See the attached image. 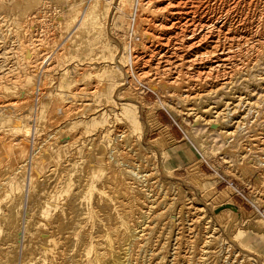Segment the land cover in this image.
Returning a JSON list of instances; mask_svg holds the SVG:
<instances>
[{"label":"rangeland","instance_id":"rangeland-1","mask_svg":"<svg viewBox=\"0 0 264 264\" xmlns=\"http://www.w3.org/2000/svg\"><path fill=\"white\" fill-rule=\"evenodd\" d=\"M9 1H11V2H9ZM78 1H80V2H78ZM121 1L122 2L124 1L123 2L124 4L123 3L121 4ZM142 1L143 0H109V1L108 0H75V1L74 0H31V1H29V0H15V1L14 0H3V1L0 0V15L4 16V18H6L7 14H9L8 18H6V20L8 22V26L5 25V27H2V29H0L2 31V32L0 31V34L1 33L4 34V35H2V34L0 35V39L3 40L0 43H4L6 45L5 46L4 44H0V52L2 51L0 53L2 55L0 57V59L2 58L0 60L1 61L0 66H2V68L0 67V70L3 69L4 72L6 73V74L3 73V70H1L2 72L0 71V75L2 76L1 78H3L2 80H4L5 75L6 76L8 75L7 76L8 78H6L5 80H8L9 82L11 81L10 83H12V84H10V85L12 87H14L15 90L16 89L19 90V88L20 89L25 88L24 90H26V93H28L30 95V97H29L28 94H25V98H26V96H27V98H29V102L26 100L27 101L26 106L28 105L27 108L25 106L26 101L21 102V100L23 99L22 97L21 98H12L13 96L10 93L9 97L7 96V97L0 98V104L6 103V102L9 103L12 101L17 103V105L15 103L16 106L14 108H11L10 111L5 109V107L0 108V137H2V139L5 138L4 141L8 140L11 143V145H10V143L8 141H6L7 143L5 142V145H3L4 142L0 138V222H2L1 216L5 215V212H6L5 208L7 205H5V204L13 202L21 194L22 195L21 208L16 210V213L18 215L19 214L21 215V213L23 212V207H26L29 205L28 207L32 211L31 219L33 218L32 224L30 227L31 236L34 237L36 234L39 236L41 231H45V234H50L47 238V243H51L50 245H53V239L56 236L55 235L56 231L54 230V227H53L54 223H55L54 226H57V219L56 220L54 219L55 211L58 210V208L60 209L59 206L64 204V201L67 199V197L69 196L71 191H73L76 187H78V185L80 184L79 183L80 180H82V181L84 180L83 187H82V193L83 194H81V200H82L81 208L85 212V216H86L85 218H87V217L88 218L89 217L90 218H99L100 214H101L100 211H102L103 209L101 210L99 205H97V203L94 202L96 199L95 197H97V195H101L102 192L103 193L107 192L108 194L110 193L109 195L106 193L107 197L112 194V192H111L112 189H107L106 188L107 186L105 187V185H107V184H104L105 180L107 178L109 168L106 165V162L103 158L104 157L103 151L105 150V147L107 144H110L111 142L114 144L113 134L115 133L114 132L116 129L115 126L119 125L122 127L124 125L123 128H125V130H128L130 133V136H131L130 140H132L131 138H133V140L130 141L129 143H132V145H134V144L138 145V143H140L139 145H141V146H143V148H145L144 149L145 152L150 153V154L149 153L148 154H149V157L151 156L150 158H152L151 161L153 163L155 162V166L152 165V166H149V168L153 167L151 169V170H153L156 167L155 170H153L154 174L157 173L156 175L158 178H160L162 180L165 179L164 180L166 182L165 185L168 187L164 186L163 189L156 187L158 192L161 191L160 195L164 194L166 196V198L171 197V195H172L171 190H173L172 192H174L175 188H178L179 190L181 189L180 191L183 190V192L186 191V194H187L186 198H184L185 196L184 197L181 196L184 199L182 200V198H181L177 202V205H175L174 208L172 207V209L170 210L171 213H173V214L172 215H171V213L168 214V212H170V211H167L166 215H165L166 217L168 215L171 216V218L169 216L167 218L165 217V219H167V220L169 219V221L171 222V227H172V231H171V235H170V243H172L173 241H176V238H175L177 236L176 232H178L177 227L182 228V229H178V230H180V232L182 234H184L183 233L184 231L186 234V235L184 234L185 237L181 235L182 236L181 247H182V250H184L182 252H183V254L186 253L187 256L189 255L188 253H189V251H191L189 246L191 245L190 242H192L191 241L192 238L188 237V236L192 235V231H191L192 226H193L191 223L192 222V220H191L192 216H189L188 213H186V212H185L186 213L185 214L183 211L181 214H178V213H179L180 207L183 206L188 201V200H186L187 197L189 200L194 198L193 199L194 201L199 202L198 206L203 207L202 211L205 212V214L211 218V221L215 225L214 227L217 228L216 230H218L217 234L219 236L216 234V236H218L217 238L219 239L218 244H220L219 245L220 247H222V246L225 247V251L231 252V253L226 252L227 254L232 255L230 258L234 259L233 256H235V258L238 256V258L242 257V258H246V259H256L259 264H264V201H263L264 200L263 199L264 198V188H263L264 187L263 186L264 185V179H263L264 175L262 172L263 170H260L261 167H259L261 165H262V167H264L263 166L264 161L260 162L261 164L260 163L255 164V161L254 162L252 161L254 159L250 158L253 156V155H251L247 159V160H249V159L250 160L245 161V162L242 160L244 162L243 163L237 155L238 152H241L243 150L242 147H244V145L246 144L245 141H247L248 139H251L253 137V135L260 133L263 129L262 126L264 124V122H263V120H264V116H263L264 115V102H263L264 101V95H263L264 94V81L262 82L261 79L264 78L263 77L264 76V74H263L264 73V61L262 60V59H264L263 58L264 57V51L262 53H259L260 56L257 55L258 60L256 59V61H258V63H255V62H254V64L252 63L251 64L252 67L250 66L251 68H249L246 72H244V74H243V72L241 73L242 75L240 74L241 76L246 75L245 77H246L247 81L242 80V78H240L241 76H239V77L237 76L235 78L236 80L233 84V85H235V87L238 86L237 88L241 87L240 89L244 92H248V91L254 92V94H253L254 96H252V97H254L253 98L254 100L259 97V99H256V100H258L260 102V105H261L260 109L261 110H260V112L258 111L259 113L255 112L256 110L254 112L252 110L253 113L251 112V110H246V112L243 113V115H247L246 117L244 116V118L246 119V120L245 119L244 120L246 122H243L242 126H240V129H238V132L235 135V137L236 136L237 137L236 138L233 137L234 140L232 142L227 143V141L225 142V138L222 135H220L218 133V131H216L215 129L210 130L209 125H207L204 121L199 120V119L196 120V118L192 117L191 115L188 116L187 114L183 113V110L185 112V109H184L185 103L181 100L182 97L176 95L177 93H179V86L180 85L177 87H174L173 88L174 91H173L172 88L170 87L171 85L169 84L167 77H164V78L159 79V80L151 79V77H149V75H146L147 77L143 76L142 79L134 78V72L133 71L135 70L136 65L133 64V61H132L133 60L132 59L133 54L132 53H135L136 50L138 51L140 48H142V44H143V42L145 40V36H146L145 32L142 30L143 25L137 26V30L134 27L136 13L138 12V16H139L138 20L143 13L141 10V6L139 5L140 2L142 3ZM145 1H147V0H145ZM16 3H18V4H16ZM71 3H72V6L75 3L73 7L70 6ZM60 4L62 5V7L60 6ZM92 4H96L97 10L100 12V17H99L98 23L95 25L94 28L91 27L90 25H85V27L83 28L82 31H80L79 33H76L75 31H76L77 27H79L80 24L82 23L81 12L86 11L89 8V6ZM120 5H121V7H120ZM68 7H69V9H68ZM122 7H124V8H122ZM121 8H122V10H121ZM66 13H67V15H66ZM75 13H77L78 15L76 14L77 18L73 22L72 16L75 15ZM117 13H119V14H117ZM16 15L18 18L16 17ZM2 16H0V18H2ZM31 18H32V20H31ZM35 20H37V22ZM24 23L26 25H24ZM29 23L31 24L32 27L28 26V25H30ZM6 26L7 27L10 26L11 28H8L9 29L8 30L6 28ZM81 26H82V24H81ZM26 28H27V30H26ZM5 29L7 30L8 33L5 32ZM10 30L12 32H9ZM27 32H28V34H27ZM29 32H30V34H29ZM34 32H37V33H34ZM141 32H144V33H141ZM5 33H6V35L8 34V36H5ZM9 33H10V35L11 34L12 35L10 36ZM35 34H36V36H35ZM8 37H10L12 39V42H15V41H17V39L18 40L20 39L21 44L25 43V46H24V44L20 45V43L18 45L17 42H19V41L15 42L16 44L12 43L10 41L11 39H8ZM26 37H28V40H26L27 39ZM29 37L32 39L30 40ZM35 37H37V38H35ZM138 37H140V39H138ZM15 38H16V40H15ZM43 38H44V40H43ZM143 38H144V40H143ZM29 41H30V46L33 43L32 41H34V43L32 44L33 46L30 47L29 45L26 44V43L29 44ZM36 41H38V43H36ZM40 41H41V43H40ZM34 44L36 46H34ZM39 44L41 45V47ZM2 45L6 48H4ZM61 45H62V48H61ZM133 45H134V47H133ZM12 46L14 47V50H13ZM19 46H21V47L23 46L22 47L23 49H20ZM28 46L30 48L36 47V50H37L36 54L38 52H39V54H37V55L35 54V57H39V59L41 61H39L38 58H35L34 59L35 61L32 59V64H31V60H29L28 63L26 64L27 60L25 57L29 55V52H27L28 54L27 53L23 54L24 51L22 52V50H24V47H28ZM10 47L12 49H10ZM16 48L21 50V51L20 52H19V50L17 51ZM133 48H135V49H133ZM7 49H9V50H7ZM15 49L19 53L22 52V54L25 55V57L19 53H16ZM40 49H42V50H40ZM44 49H46V51ZM57 49H59V50H57ZM132 50H134V51H132ZM41 51H43V53ZM6 52H8L9 55L6 56V54H8ZM10 53H12V54H10ZM51 53H52V57H53L52 63L50 61L46 65V63H43V59L47 54L51 55ZM15 54H17V55H15ZM53 55L55 56V58ZM6 57L10 58V59H7ZM18 57L19 58L22 57V58L19 59ZM12 58H14L15 60H13ZM24 58H25V60H24ZM56 59H58L57 63H56ZM90 59H93V60H90ZM3 61L5 64L3 63ZM17 61L20 65L17 63ZM37 61H38V63H37ZM83 61H86V63L83 64ZM87 61H88V63H87ZM90 61H91V64H90ZM92 61H93V63H92ZM97 61H98V63H97ZM34 63L36 64V66H34L35 65ZM7 64H9V65H7ZM29 64H30V66H29ZM38 64L41 66H39ZM26 65H28V66H26ZM42 65H43V67H42ZM48 65H50V66H48ZM8 66H9V68L13 67L12 68L13 70H11V69L9 70ZM14 66H16V67H14ZM37 66L39 68L38 69L39 71L36 69ZM86 66H88V67L90 66V67L88 68ZM27 67H29L30 71L28 70ZM31 67H33V69H31ZM49 67H51V68H49ZM78 67L80 69H78ZM23 68H24V70H23ZM48 68H49V70H48ZM54 68H56V69L54 70ZM26 69H27V71L25 72ZM255 69H256V71H255ZM35 70H37V71L35 72ZM33 71H34V74H32ZM8 72H10V74ZM22 73H24V74L26 73V74L24 75ZM29 73H30V75H29ZM56 73H58V74H56ZM82 73H83V75H82ZM256 73H258L257 77L255 76ZM15 74L19 77H17ZM37 74H38V76H37ZM78 78L80 80H78ZM258 78L260 79V81ZM19 79H21V80H19ZM249 79H251V80H249ZM152 80H154L153 82L155 84L152 82ZM254 80H256V81H254ZM262 80H264V79H262ZM16 81L17 82L20 81V84H19V82H18V84H15ZM28 81H30V82L28 83ZM147 81H151V83H148ZM33 82H35V83L33 84ZM161 82L165 83V85L162 84ZM167 82H168V84H167ZM90 83H92V85ZM156 83H157V85H156ZM151 84H154V85H151ZM158 84H160V85H158ZM45 85H46V87H45ZM59 85H60V87H59ZM80 85H82V86H80ZM162 86L163 87L166 86L165 89ZM226 87L229 88L227 85L223 86V89H220V91H223V93L219 91V93H215L216 96L214 95V97H213V94H212V97H211V95L204 96L203 98H206L205 99L206 101H204V99H203V103L205 104L207 102L209 103V102H213L216 100L217 101L221 100L223 98V94L225 93V91L227 90L226 92H228L230 90V88L227 89ZM84 88H85V90H84ZM90 88H91V90H93L95 88V94L93 96L95 101L93 102V107L96 106L97 109H100L103 107V109L105 111L102 112V110H103L102 109L101 111H99L101 114L99 112H98L99 114L94 113V111L97 110L95 108L96 110L95 109L92 111L90 110L94 114L93 113L88 114V112H89L88 111L87 115L85 117H82L81 113H83V112L78 113L77 111L79 110L78 108H81L83 106L85 101L90 99V98H88L90 96H87L84 94V92L87 93V90H89ZM169 89H171L170 90L171 93L174 92L176 96L174 95V93L172 95H171V93L169 94V92H170ZM75 90L77 92H75ZM32 92H34V93L32 94ZM72 93L74 95H72ZM259 93H260V95H259ZM41 94H43V95H41ZM39 95H40V97H39ZM163 95H165V96L168 95V96L165 97ZM170 95H171V97H170ZM54 96H55V98H54ZM217 96L219 99L217 98ZM220 96H221V99H220ZM37 97H39V99H38L39 112L33 116L31 114L29 116V109L28 108L31 107V104L34 105L36 103L37 100H35V99ZM32 98H33V103L30 102V100L32 101ZM162 98H163V101H162ZM173 98H175L176 100ZM209 98L210 99L212 98V99L209 100ZM215 98H216V100H215ZM70 100H72V101L74 100L73 101L74 103L71 102ZM167 100H170V101H167ZM65 101H70V103H68V102L65 103ZM75 101H77V102H75ZM166 101L169 103H167ZM97 102H98V104H97ZM107 102L110 103L109 104L110 107L107 106L108 105ZM199 102L201 103V105L203 104L202 101H199ZM199 102H197L198 105H200ZM52 103L55 104V107H54V104L52 105ZM81 103H83V104H81ZM69 104H71V105H69ZM72 104H73V106H72ZM165 104H168V105H165ZM29 105H30V107H29ZM51 105L54 108V110L56 109V111L53 110ZM58 105L60 107H62V109H60V107ZM180 105L182 107H180ZM111 106H114V107H111ZM174 106H175V109H174ZM176 107H178V108H176ZM24 108L26 109V111L22 110ZM3 109H4V111H6L5 113H4ZM64 109H65V112H64ZM66 109H67V111H66ZM69 109H70V111H69ZM169 109H171V111ZM176 109H178V110H176ZM180 109H181V111H180ZM12 110H13V112H12ZM109 110H110V112H109ZM22 111H23V113H22ZM49 111H51V112H49ZM247 111H248V113H247ZM53 112H55V113H53ZM12 113H13V115H11ZM16 113H17V115H16ZM25 113H28V114H26V116L28 115L30 118L28 116H27L28 118H26ZM63 113H65L66 115L62 116ZM23 114H24V116H23ZM70 114L72 116L74 115L73 119H72V116ZM53 115H54V118H53ZM89 115H91V116H89ZM252 115H255V116L257 115V119L255 120L256 117L252 118ZM49 116H52V117H49ZM115 116L117 118L114 121L113 118H115ZM90 117H92V118H90ZM100 117H101V119H100ZM65 118H66V122L64 120ZM262 118H263V120H262ZM24 119H26V120H24ZM91 119H93V120H91ZM14 120L18 121V123H19L18 126H14ZM54 120H57V121H54ZM76 120H77V122H76ZM84 120L85 121L87 120L86 123ZM90 120H91V122H90ZM88 121H89V123H88ZM117 121H119V122H117ZM198 121L199 122L202 121L204 124L202 122H200L201 123L200 124ZM54 122H56V123H54ZM78 122H80V123H78ZM83 122H84V124H83ZM63 123H65V124L67 123V125L64 127H60L62 125H65ZM260 123H263V124H260ZM74 124H75V126H74ZM76 124H78V125H76ZM85 124L87 125V127L83 126ZM96 124H97V127H95ZM258 124H260L262 126H260ZM98 126L100 129L98 128ZM243 126H245V127H243ZM248 126H250L251 128L249 129ZM257 126H259L260 129L261 128L262 129L260 130L259 127H257ZM66 127H68V128H66ZM83 127L86 128V131H85V129H82ZM130 127H131V129H130ZM52 128H53V132H56L57 128H61L63 131L64 139L71 138V136L74 139H72L71 142L68 143V145L66 144L67 143L66 142L64 144L62 143L63 146H60V144L58 143L59 142L58 140H62V141L64 140L61 137L62 131L60 133L59 132L61 130L60 129L55 134H53L52 136H49L50 133H53ZM64 128H66L69 133ZM97 128H98V130H97ZM91 129H93L94 131ZM254 130H256V133ZM99 131L103 132V134L105 131L107 133H105V135H102L103 137L104 136L105 137L100 138L97 141L96 146L95 147L93 146L92 150H90V148H87V147L91 146L90 145L92 143L91 138H93V136H96L97 133H99ZM111 133H113V134H111ZM44 134L46 135V137ZM91 134H92V137H91ZM107 135H109V137ZM135 135H138V136L140 135L139 136L140 139L138 140L137 139L138 136H135ZM42 136L44 137V139ZM50 137L52 139H50ZM54 137H55V140H53ZM78 137H79V140H78ZM9 138H11V139H9ZM40 138H42L43 141L45 140L46 146L48 145L47 143L49 142V148L51 149V150L48 149L50 152H49L48 156L45 157L44 160H41V161L39 160L40 163L41 162L42 163L40 164L39 161H37L33 164H28V166H25L20 171H15L14 169H12L13 171L9 170L6 173L5 168L9 164L17 165V164H19L18 162H20L24 158H26V156H28V154L31 151L33 152L32 147L36 146L39 143V141L40 142L42 141V139L39 140ZM47 139H49V140L47 141ZM21 140L26 141V143L29 142V146L26 145L27 147H25V148L22 146H19L18 143H22V142H20ZM103 140H105V141L103 142ZM109 140H111V142ZM136 140L140 141V142H135ZM133 141H134V144H133ZM33 142H35L36 144ZM8 143H9V145H8ZM52 143L54 144V146L56 145V143H58V145H56L54 147L52 145ZM105 143H107V144H105ZM226 143H227V145H226ZM231 144H233V145H231ZM241 145H243V146H241ZM126 147L129 148L128 145H126ZM234 148H235V150H234ZM61 149H63V150H61ZM87 149L89 151H91L92 155L89 156L90 158L88 156L86 157L87 153L85 151L88 152ZM53 150H54V152H53ZM253 151H254V149L252 151H249V152H253ZM70 152H71V154L73 153L72 156H71ZM132 152H133V149L129 154L130 155L132 154V156H133V154L136 152H133V153ZM255 152L256 151H254V154H255ZM262 152L264 153V151H261L260 153H262ZM76 153H78V154H76ZM83 153H84V155H83ZM256 154H257V152H256ZM73 156H74V158H73ZM263 156L264 155H262V157ZM70 157H71V159H68ZM77 157H78V159H77ZM133 157L138 158V156L136 154ZM87 158H88V160H86ZM19 159H21V160H19ZM52 161H54V162H52ZM62 161L64 162V164ZM250 161L252 163H249ZM57 162H58V164H57ZM75 163H77V164H75ZM239 163H240V165H239ZM37 164H39V165H37ZM54 164H56L57 167L54 166ZM89 164H90V169L92 172L88 174V173H86V171H87L86 169L89 166ZM241 164H242V167H241ZM33 165H34V167H33ZM237 165H239V167ZM252 165H254L255 168L257 167L258 169L257 168L254 169V167ZM38 166H40V167H38ZM68 166H70L71 169ZM235 166H237L238 168ZM248 166H250L249 167L250 169L248 168ZM50 167L51 168L53 167L52 170L54 169V167H55V169L53 171H51ZM68 168H69V170H68ZM240 168H242V170ZM243 168H245V169H243ZM48 169H50V170H48ZM38 170H39V172H38ZM243 170H245V171H243ZM256 170H258V171H256ZM2 171H5V172H2ZM155 171H156V173H155ZM241 171H242V173H241ZM247 171H248V173H247ZM47 172H48V174H47ZM51 172H54V174H51ZM62 172H64V173H62ZM81 172L83 173L84 178L82 177ZM259 172H262V173H259ZM60 173H62V175L63 174L64 175L61 176ZM255 173H258V175ZM56 174H57V176H56ZM245 174L247 175V177ZM3 175H5V176H3ZM97 175H98V177H97ZM156 175H154V176H156ZM39 176H42V178L40 179ZM157 177H155V178H157ZM43 178L46 182L42 180ZM60 178H62L64 180H62ZM251 178H253V179H251ZM248 180H249V182H248ZM54 181H55V183H54ZM63 181H64V183H63ZM76 181L78 184L76 183ZM49 182H51V183H49ZM53 183H54V185H52ZM171 183L173 184L174 189H173V186H171L172 185ZM86 184H89V185H86ZM45 185L47 188H45ZM54 186H55V189H54ZM261 186H263V187H261ZM169 187L170 188L172 187L171 190ZM36 188H38V189H36ZM258 188L259 189L262 188V189H260L262 192ZM49 189H52V191ZM83 189H84V191H83ZM85 189H86V191H85ZM105 189H106V192H105ZM48 190H49V193L52 195H50L48 193ZM109 190H110V192H109ZM39 192H40V194H39ZM41 192H42V194H41ZM162 192H163V194H161ZM2 193H4V195ZM66 193H68V194H66ZM116 193H118V192H116ZM165 193L166 194L168 193L169 195L168 194L166 195ZM43 194H45V195H43ZM190 196L191 197L193 196V198H191ZM261 196H263V197H261ZM28 197L29 198L31 197V199H29L30 202L27 205V198ZM111 198L112 197H109V199H111ZM86 199H87V201H86ZM162 199H164V198H162ZM258 200H260L261 202L259 203ZM43 201H45V202H43ZM113 201L115 202V200H113ZM183 201H186V202L184 203ZM85 202H87V203H85ZM34 203H36V205ZM49 203H51V204L52 203H55V204L59 203L60 205L54 207V206L50 205ZM45 205H47V206H45ZM85 205H86V208H85ZM94 207L96 208V210ZM221 210H224V211L228 210V211L225 212L224 214L218 216L217 213ZM42 211H43V213H42ZM34 213H35V215H34ZM180 215L182 218V221H181L182 224L181 223L179 224V222L176 220L177 219L176 216L180 217ZM197 216L200 217V214ZM5 217H6V215H5ZM173 217H174V219H173ZM51 221H52V223H51ZM200 221L198 223V226H196V227H197V231L201 232V233H198L199 237L197 238V242L198 243L200 242V244H198V245H199V247L201 246L200 247V249H201L203 247L202 243L205 240L204 236L206 235L205 231H203V230H205V227L207 226V224H206V222H203V221H205L204 219L203 220L201 219ZM37 222H38V224H37ZM106 223L107 222L105 221L104 226H106L107 224L109 225V223H107V224ZM48 224H49V227H48ZM219 225H221V226H219ZM14 227H16V228H14ZM43 227H45L44 230H43ZM203 227H204V229H203ZM1 228L2 227H0V246L6 242L4 240H6L8 237L7 231L4 230V228H2L3 229L2 230ZM105 228H107V226ZM13 229H15V230H13ZM13 229H12V231H15V232L12 235H15L17 233L16 229H17V231H19L20 227L18 230L17 225H14ZM199 229H200V231H199ZM186 230H189V232ZM1 231H3V232H1ZM37 232H39V233H37ZM202 232H203V234H202ZM110 234L112 236V233L109 231L108 235L110 236ZM201 234L203 236H201ZM4 237H5V239H3ZM173 237L175 240L172 239ZM202 237L204 239H202ZM184 240H187L186 241L187 245L186 244L184 245ZM40 241H41V239L40 240L38 239L39 243H40ZM173 243H175V242H173ZM38 248H39V245L36 244L35 254H37V252L39 251ZM186 250H188V253ZM199 252L200 251H198V253ZM236 254H238V255L236 256ZM35 258H34L33 263L39 264L38 258H36V259ZM13 260H14V257H13ZM243 261H245V259ZM188 263L185 262L184 264H188ZM99 264H101V263L99 262ZM181 264H183V263H181Z\"/></svg>","mask_w":264,"mask_h":264},{"label":"bare ground","instance_id":"bare-ground-1","mask_svg":"<svg viewBox=\"0 0 264 264\" xmlns=\"http://www.w3.org/2000/svg\"><path fill=\"white\" fill-rule=\"evenodd\" d=\"M29 1H31V0H29ZM9 2H11V1H9ZM78 2H80V1H78ZM123 2L121 1V4ZM72 3L70 5L71 7H73L76 2L73 4V6H72ZM16 4H18V3H16ZM139 5L141 6V10H142L143 13L140 16L139 20H138V17H139L138 16V12L136 13L134 27L137 30V26H142L143 25L144 28L142 27V30L145 32L146 36H145V40L143 38L144 42L142 44V48H140L138 51L136 50L135 53H132L133 54L132 55V59H133L132 61H133V64L136 65V68L133 71L134 72V78L142 79L143 76L147 77L146 75H149V77H151V79L159 80V79H162L164 77H167L168 78L167 80H168L169 84L171 85L170 87L172 88V90H173L174 87H177V86L180 85L179 86V93H177L176 95L182 97L181 100L185 103L184 104L185 112L183 110V113L187 114L188 116L191 115L192 117L196 118V120L199 119V120L204 121L207 125H209V129L210 130L211 129H215L216 131H218V133L225 138V142L226 141H227V143L228 142H232L234 140L233 137H235V135L237 134L238 129H240V126H242L243 122H246L245 121L246 119L244 118V116L246 117L247 115H243V113L246 112V110H251V112H252V110H253V112L256 110L255 112L259 113L260 110H261L260 109V107H261L260 102L258 100H256V99H259L258 96L260 95V93L257 96L258 98H256L254 100L253 99L254 97H252V96H254L253 95L254 92H249V91L248 92H244V91H242L240 89L241 87L237 88L238 86L235 87V85H233V84H234V82L236 80L235 78L237 76L238 77L241 76L242 72L244 74V72H246L249 68L252 67V65H251L252 63L253 64H254V62L258 63V61H256V59L258 57L257 55L260 56L259 53H262L264 51L263 50L264 49V0H147V1L143 0L142 3L140 2ZM60 6L62 7L61 4H60ZM120 7H121V5H120ZM122 8H124V7H122ZM122 8H121V10H122ZM68 9H69V7H68ZM76 14L77 13H75V15L72 16V21L73 22L77 18L78 14L77 15ZM117 14H119V13H117ZM8 15L9 14H7V17L6 16L5 17L8 18ZM66 15H67V13H66ZM0 16H2V15H0ZM81 16H82V23H81L82 26L80 24V26L77 27V29L75 31L76 33H79L80 31H82L83 28L85 27V25H90L91 27L94 28L95 25L98 23V20H99V17H100V12L97 10L96 4H92V5L89 6V8L86 11H82L81 12ZM16 17H17V15H16ZM6 18H4V16H2V18H0V29H2V27H5V25L8 26V22H7ZM31 20H32V18H31ZM35 21L37 22V20H35ZM24 25H26V24L24 23ZM7 26H6L7 29L11 28L10 26L9 27H7ZM28 26L30 27L31 24L28 25ZM11 30L9 32H12ZM26 30H27V28H26ZM5 32H7L6 29H5ZM144 32H141V33H144ZM34 33H37V32H34ZM27 34H28V32H27ZM29 34H30V32H29ZM2 35H4V34H2ZM9 35H10V33H9ZM5 36H8V34L6 35V33H5ZM35 36H36V34H35ZM26 38L25 39L28 40V37H26ZM35 38H37V37H35ZM8 39H11V38L8 37ZM31 39L32 38H30V40ZM138 39H140V37H138ZM15 40H16V38H15ZM43 40H44V38H43ZM1 41H3V40L0 39V42ZM10 41L12 42V39ZM17 41H19V42H17ZM17 41H15V42H17L18 45L20 43V45L24 44V46H25V43L21 44V40L20 39L19 40L17 39ZM15 42H12V43L16 44ZM32 42L34 43V41H32ZM36 43H38V41H36ZM40 43H41V41H40ZM0 44H4V43H0ZM26 44L30 46V41H29V44L28 43H26ZM32 44H31V46H33ZM29 46L28 47H24V50H22V52L24 51L23 54H26L27 52H29V55L26 56V57H25V55L22 54V52L19 53L21 50L16 48L17 51L19 50V52H17L16 49H15V51H16V53H19V54H21L22 56H24L26 58V60H27L26 64L28 63L29 60H31V64H32V59L34 60L35 58H38V60L41 61L39 59V57H35V54H36V51H37L36 47L35 48L34 47L30 48L31 46L30 47ZM34 46H36V45L34 44ZM19 47H20V49H23L22 48L23 46L22 47L19 46ZM40 47H41V45H40ZM133 47H134V45H133ZM4 48H6V47H4ZM61 48H62V45H61ZM10 49H12V48L10 47ZM42 49H40V50H42ZM133 49H135V48H133ZM7 50H9V49H7ZM13 50H14V47H13ZM44 50L46 51V49H44ZM57 50H59V49H57ZM132 51H134V50H132ZM41 52L43 53V51H41ZM6 53H8V52H6ZM10 54H12V53H10ZM37 54H39V52ZM7 55H9V53L6 54V56ZM15 55H17V54H15ZM1 56L2 55L0 54V57ZM20 58H22V57H20ZM25 58H24V60H25ZM52 58H53L52 57V53H51V55L47 54L44 57V59H43V63H46V65L50 61L52 63ZM54 58H55V56H54ZM7 59H10V58H7ZM12 59L15 60L14 58H12ZM57 60L58 59H56V63H57ZM90 60H93V59H90ZM262 60L264 61V59H262ZM0 63H1V61H0ZM3 63H4V61H3ZM17 63H18V61H17ZM37 63H38V61H37ZM84 63H86V61H83V64ZM87 63H88V61H87ZM92 63H93V61H92ZM97 63H98V61H97ZM90 64H91V61H90ZM7 65H9V64H7ZM50 65H48V66H50ZM26 66H28V65H26ZM29 66H30V64H29ZM34 66H36V64ZM39 66H41V65H39ZM0 67L2 68V66H0ZM14 67H16V66H14ZM42 67H43V65H42ZM86 67H88V66H86ZM8 68H9V66H8ZM12 68H9V70L10 69L13 70ZM27 68L29 70V67H27ZM49 68H51V67H49ZM49 68H48V70H49ZM31 69H33V67H31ZM36 69L37 70L39 69L38 66H37ZM55 69L56 68H54V70ZM78 69H80V68L78 67ZM1 70H3V69H1ZM23 70H24V68H23ZM37 70H35V72ZM26 71H27V69L25 70V72ZM255 71H256V69H255ZM10 72H8V73L10 74ZM3 73H5L4 70H3ZM30 73H29V75H30ZM22 74H24V73H22ZM32 74H34V71H33ZM56 74H58V73H56ZM257 74L258 73H256V75H255L256 77H257ZM82 75H83V73H82ZM7 76L5 75L4 80H2L3 78H1L2 76L0 75V79H1L0 80V98L7 97V96L9 97V95L11 93L12 96H13L12 98H21L22 97L23 99L22 100L20 99L21 102L26 101V100L29 102V98H27V96L25 98V94H28V93H26V90H24L25 88L24 89H20L19 88V90L18 89L15 90L14 87H12L10 85V84H12V83H10L11 81L9 82L8 80H5L6 78H8ZM37 76H38V74H37ZM245 76L246 75L241 76L240 78H242V80H246ZM17 77H19V76H17ZM262 79H264V78H262ZM262 79H261V81L263 82L264 80H262ZM19 80H21V79H19ZM78 80H80V79L78 78ZM154 80H152V82ZM249 80H251V79H249ZM256 80H254V81H256ZM259 81H260V79H259ZM18 82L20 84V81H18ZM18 82L16 81L15 84H18ZM29 82L30 81H28V83ZM147 82L151 83V81H147ZM168 82H167V84H168ZM34 83L35 82H33V84ZM92 83H90V84L92 85ZM154 84H151V85H154ZM162 84L165 85V83H162ZM156 85H157V83H156ZM158 85H160V84H158ZM226 85L230 88V90L228 92H226L227 90L225 91V93L223 94V98L222 99H221V96H220L221 100L217 101L216 98H215L216 101L212 100L213 102H209V103L207 102L205 104L203 103V99H204V101H206L205 100L206 98H203L204 96L211 95V97H212V94H213V97H214V95L216 96L215 93H219L220 89H223V86H226ZM80 86H82V85H80ZM45 87H46V85H45ZM59 87H60V85H59ZM165 87H163V88L165 89ZM229 88H227V89H229ZM84 90H85V88H84ZM170 90L171 89H169V91ZM75 92H77V91L75 90ZM220 92L223 93V91H220ZM33 93L34 92H32V94ZM170 93H171V91L169 92V94ZM173 93H171V95ZM84 94L87 95V96H90V97H88L90 99H88V100L86 99L87 101H85L84 104L81 103V104H83V106L81 108L77 107L79 110L78 111L76 110L78 113L79 112H83V113H81L82 117H85L87 115L88 111H89L88 112V114H89V113H93L91 111L94 110L95 108L97 109L96 106L93 107V102L95 101L94 98H93V96L95 94V88L93 90H91V88H90L89 90H87V93L84 92ZM41 95H43V94H41ZM72 95H74V94L72 93ZM171 95H170V97H171ZM174 95H175V93H174ZM28 96L30 97L29 94H28ZM163 96H165V95H163ZM167 96H165V97H167ZM39 97H40V95H39ZM39 97H37L35 99L37 101H36V103L34 105L31 104V107L29 105V107H30V108H28L29 109V116H30V114L33 116V115H35L36 113L39 112V105H38ZM54 98H55V96H54ZM217 98H218V96H217ZM173 99H175V98H173ZM211 99L209 98V100H211ZM170 100H167V101H170ZM27 101L25 102V106L27 104ZM70 101L73 102L74 100L73 101L70 100ZM70 101H65V103H67V102L70 103ZM162 101H163V98H162ZM199 101H202L203 104L201 105V103ZM30 102L33 103V98H32V101L30 100ZM75 102H77V101H75ZM197 102H199L200 105H198ZM15 103L16 102H14V101L9 102V103L8 102L2 103V104H0V108H4L5 107V109L10 111L11 108H14L17 105V103H16V105H15ZM54 103H52V105ZM167 103H169V102H167ZM97 104H98V102H97ZM107 104H108L107 106L110 107V105H109L110 103L107 102ZM52 105H51V107H52ZM69 105H71V104H69ZM165 105H168V104H165ZM72 106H73V104H72ZM27 107H28V105L26 106V108ZM54 107H55V104H54ZM111 107H114V106H111ZM180 107H182V106L180 105ZM176 108H178V107H176ZM60 109H62V107H60ZM102 109H103V107L100 108V109H97L96 111H94V113H98ZM174 109H175V106H174ZM22 110L26 111L25 108L22 109ZM53 110H54V108H53ZM169 110L171 111V109H169ZM176 110H178V109H176ZM3 111H4V109H3ZM54 111H56V109ZM66 111H67V109H66ZM69 111H70V109H69ZM103 111H105V110L103 109L102 112ZM180 111H181V109H180ZM5 112L6 111H4V113ZM12 112H13V110H12ZM49 112H51V111H49ZM64 112H65V109H64ZM109 112H110V110H109ZM17 113H16V115H17ZM22 113H23V111H22ZM53 113H55V112H53ZM247 113H248V111H247ZM26 114H28V113H25V116H26ZM63 114H62V116L66 115L65 113H63ZM11 115H13V113ZM54 115H53V118H54ZM23 116H24V114H23ZM27 116H26V118L29 117V116L28 117ZM89 116H91V115H89ZM49 117H52V116H49ZM73 117H74V115L72 116V119H73ZM101 117H100V119H101ZM254 117H256L255 118V120H256L257 119V115L256 116L252 115V118H254ZM90 118H92V117H90ZM116 118H117L116 116H115V118H113L114 121H115ZM15 120H14V126H18L19 123H18V121H15ZM24 120H26V119H24ZM57 120H54V121H57ZM64 120L66 122V118ZM91 120H93V119H91ZM91 120H90V122H91ZM262 120H263V118H262ZM86 121H85V123H86ZM202 121H200V122H202ZM76 122H77V120H76ZM117 122H119V121H117ZM263 122H264V120H263ZM54 123H56V122H54ZM78 123H80V122H78ZM88 123H89V121H88ZM63 124H65V123H63ZM83 124H84V122H83ZM260 124H263V123H260ZM260 124H258V125H260ZM66 125H67V123L65 125L60 126V127H64ZM76 125H78V124H76ZM74 126H75V124H74ZM83 126L87 127L86 124L83 125ZM123 126L121 127L119 125L118 126L116 125L115 126L116 129L114 131L115 133L114 134L111 133V134H113V139H114L113 142H114V144L111 142V140H109L111 142L110 144L105 143L107 145L105 147V150L103 151L104 152V154H103L104 157L103 158H104V160L106 162V165L108 166L109 170H108L107 178L105 177L106 180L104 179L105 180L104 184H107V185H105V187L107 186L106 187L107 189H112L111 190L112 194L107 197L108 193L106 192V189H105V192L107 194L102 192L101 195H97V197L94 196L96 198L94 202H96L97 205H99L101 210L103 209L102 211H100V213H101L100 217L99 218H90V217L89 218L88 217L85 218L86 217L85 216V212L81 208V205H82L81 194H83L82 193V187H83L84 180L83 181L80 180V182H79L80 184L78 185V187H76L73 191H71V193L69 194L67 199L64 201V204L59 206L60 209L58 208V210L55 211L54 219L55 220L57 219V226H54L55 225V223H54L53 227H54V230L56 231L55 232L56 236L53 239V245H50L51 243H47V238H48V236L50 234H45V231H41L39 236L37 234L34 237L31 236L30 227H31L33 218L31 219L32 211L28 207L29 206L28 203L30 202L29 199H31V197L27 198V205L28 206L23 207V212L21 213V215L20 214L18 215L16 213V210L21 208L22 195L20 194L13 202L5 204V205H7L6 208H5L6 209L5 210L6 211L5 212L6 217H5V215L1 216V221L2 222H0V227L4 228V230L7 231V236L8 237H7L6 240H4L6 242L3 243L0 246V264H32L35 257L38 258L39 264H99V262L101 264H181V263L184 264L185 262H187V263L189 262L188 264H259L256 259H246V258H242V257H241L242 259L238 258L237 255L239 253L236 254V256H237L236 258H235V256H233L235 260L230 258L232 255L231 254H227V253H231V252L225 251V247H223V246L220 247L219 246L220 244H218L219 239L217 237L219 235L217 234V231H218V230H216L217 228L214 227L215 225L211 221V218L208 215H206L205 212L202 211L203 207H199L198 206L199 202L193 200L194 199L193 196L192 197L190 196L191 198H193V199H190V200L187 197L186 200H188V201L187 202L183 201L184 203L185 202L186 203L184 205L182 204L183 206L180 207V210L178 209L179 210L178 214H181L182 211H183L184 213L185 212L188 213L189 216H192V219H191L192 220L191 223L193 225L192 229H191L192 235L188 236V237L192 238V240L190 239L192 241V242H190L191 245L189 244L190 245L189 247H190L191 251H189V253H188V250H186L189 255L188 256L186 255V253H185L186 251L184 252L185 254H183V252H182L184 250H182V247H181V244H182L181 239H182V236H184L185 231L183 230L184 234H182L180 232V230H178V229H182V228L177 227L178 228L177 229L178 232H176L177 233V236L175 237L176 241H173V242H175V243L172 242L173 244L170 243V235H171L172 227H171V222L169 221V219L168 220L165 219V217H166L165 215H166L167 211H170L172 209V207L174 208L175 205H177V202L182 197L185 196L184 198H186V196H187L186 191L185 192H183V190L180 191L181 189L179 190L178 188L174 189V186L171 183L172 184L171 186H173V189H174V192H172L173 191V190H171L172 187L171 188L169 187L170 190H171V193H172V195L170 194L171 197L166 198V196L163 194V192L161 193L163 195H160L161 191L158 192L156 187L157 188L159 187V188L163 189V187L166 186L165 185L166 182L164 181L165 179L162 180V179L158 178L157 175H156L157 174L156 171H155L156 174H154L153 170H155L156 167L153 170H151L153 167L149 168V166H152V165L155 166V162L153 163L151 161L152 158H150L151 156L149 157L150 153L148 152L149 153L148 154L147 152H145V150H144L145 148H143V146L139 145L140 143H138V145L134 144V141H133L134 145H132V143H129L130 141L133 140V138H131L132 140H130V137H131L130 133H129L128 130H125V128H123ZM260 126H262V125H260ZM84 127L82 129H85V131H86V128H84ZM95 127H97V124L95 125ZM243 127H245V126H243ZM248 127H249V129L251 128L250 126H248ZM257 127H259V126H257ZM66 128H68V127H66ZM66 128H64V129H66ZM98 128H99V126H98ZM98 128H97V130H98ZM262 128H261L262 131L260 133H257L255 135H253V137L250 135L252 138L248 139V140L246 139L247 140V141H245L246 144L244 145V147H242L243 150L241 149L242 151L237 153V155L241 159V161L242 160L244 162L245 161H249L250 159L249 160H247V159L251 155L254 156V157L252 156L250 158L254 159V160H252V159L251 160L253 162L255 161V164H259L260 162L264 161V159H263L264 156L262 157V155H264V153L263 152L260 153L261 151H264V124H263ZM60 129L61 128H57V131L60 130ZM130 129H131V127H130ZM259 129H260V127H259ZM91 130H93V129H91ZM61 131H62V129L59 132L61 133ZM66 131H67V129H66ZM254 131L256 133V130H254ZM52 132H53V128H52ZM56 132L50 133L49 136H52ZM105 133H107V132L105 131L104 134H103V132L99 131V133H97L96 136H93V138H91L92 139V141H91L92 143L90 142L91 146L90 147L88 146L87 148H90V150H92V147L96 146L97 141L100 138H102L103 137L102 135H105ZM107 136L109 137V135H107ZM135 136H138V135H135ZM139 136H138V138L136 137L138 140L140 139ZM45 137H46V135H45ZM61 137L64 139L63 131H62V136ZM91 137H92V134H91ZM0 138L2 139V137H0ZM4 139H2L3 142H4L3 145H5V142L8 141V140L4 141ZM9 139H11V138H9ZM41 139L42 138H40L39 140H41ZM43 139H44V137H43ZM43 139H42V141H43ZM50 139H52V138L50 137ZM72 139H74V138H72V136H71V138L64 139L63 141L62 140H58L59 141L58 143L60 144V146H63V144L67 142L66 144L68 145V143H70ZM48 140L49 139H47V141ZM53 140H55V137L53 138ZM78 140H79V137H78ZM42 141L41 142L39 141V143L36 146H33L32 147L33 152L29 151L30 153L28 154V156H26V158H24L22 161L18 162L19 164H17V165L9 164L5 168L6 173L9 170L13 171L12 169H14L15 171H20L25 166H28V164H33V163H35V162H37L39 160L40 161L44 160L45 157L48 156V154L50 152L48 149H50V148H49V142L47 143L48 145L46 146L45 145V140L43 142ZM104 141L105 140H103V142ZM20 142H22V143H18L19 146H22L24 148L27 147L26 145L29 146V142L26 143V141H23V140H21ZM35 142H33V143H35ZM135 142H140V141L136 140ZM9 143H8V145H9ZM58 143H56V145H58ZM227 143H226V145H227ZM10 145H11V143H10ZM52 145L54 146L53 143H52ZM126 145H128L129 148H127ZM231 145H233V144H231ZM241 146H243V145H241ZM132 149H133V152H136V153L133 154V156L136 154L138 156V158H134L132 156V154L131 155L129 154L132 151ZM253 149H254V151L257 152V154H256V152L254 154V151L253 152H249V151H252ZM54 150H53V152H54ZM61 150H63V149H61ZM234 150H235V148H234ZM85 152L87 153L86 157L87 156L89 157L90 155H92L91 151H89V150H88V152L87 151H85ZM70 154H71V152H70ZM72 154H71V156H72ZM76 154H78V153H76ZM83 155H84V153H83ZM73 158H74V156H73ZM68 159H71V157L68 158ZM77 159H78V157H77ZM19 160H21V159H19ZM86 160H88V158ZM40 161H39V163H40ZM52 162H54V161H52ZM240 163H239V165H240ZM249 163H252V162L250 161ZM57 164H58V162H57ZM63 164H64V162H63ZM75 164H77V163H75ZM37 165H39V164H37ZM239 165H237V166L239 167ZM54 166H56V164H54ZM237 166H235V167H237ZM252 166L254 167V165H252ZM33 167H34V165H33ZM38 167H40V166H38ZM68 167H70V166H68ZM241 167H242V164H241ZM249 167L250 166H248V168ZM259 167H261L260 170H263L262 172H263V175H264V167H262V165L259 166ZM52 168H51V171H53L55 169V167H54L53 170H52ZM256 168L254 167V169H256ZM70 169H71V167H70ZM240 169L242 170V168H240ZM243 169H245V168H243ZM48 170H50V169H48ZM68 170H69V168H68ZM86 170H87L86 173H88V174L92 172L91 169H90V164H89V166L87 167ZM5 171H2V172H5ZM243 171H245V170H243ZM256 171H258V170H256ZM38 172H39V170H38ZM262 172H259V173H262ZM62 173H64V172H62ZM62 173H60L61 176L64 175V174L62 175ZM241 173H242V171H241ZM247 173H248V171H247ZM47 174H48V172H47ZM51 174H54V172H51ZM255 174L258 175V173H255ZM154 175H156V176H154ZM3 176H5V175H3ZM56 176H57V174H56ZM82 177H83V173H82ZM97 177H98V175H97ZM155 177H157V178H155ZM246 177H247V175H246ZM39 178L41 179L42 176H39ZM62 178H60V179H62ZM253 178H251V179H253ZM42 180L45 181L44 178ZM62 180H64V179H62ZM77 181H76V183H77ZM248 182H249V180H248ZM49 183H51V182H49ZM54 183H55V181H54ZM54 183L52 185H54ZM63 183H64V181H63ZM86 185H89V184H86ZM263 186H261V187H263ZM166 187H168V186H166ZM45 188H47L46 185H45ZM36 189H38V188H36ZM54 189H55V186H54ZM260 189H262V188H260ZM49 190L52 191V189H49ZM49 190H48V193H49ZM83 191H84V189H83ZM85 191H86V189H85ZM109 192H110V190H109ZM116 192H118V193H116ZM2 194L4 195V193H2ZM39 194H40V192H39ZM41 194H42V192H41ZM66 194H68V193H66ZM43 195H45V194H43ZM50 195H52V194H50ZM109 197H112V198L109 199ZM261 197H263V196H261ZM162 198H164V199H162ZM184 198H182V200ZM113 200H115V202ZM86 201H87V199H86ZM258 201H259V203L261 202L260 200H258ZM43 202H45V201H43ZM85 203H87V202H85ZM34 204L36 205V203H34ZM49 204L54 206V207L60 205L59 203H56V204L55 203H52V204L49 203ZM45 206H47V205H45ZM85 208H86V205H85ZM95 210H96V208H95ZM227 211L221 210V211H219L217 213V215L218 216L222 215V214H224ZM42 213H43V211H42ZM169 213H171V211L168 212V214ZM172 214L173 213H171V215ZM199 214H200V217L197 216ZM34 215H35V213H34ZM177 216H176V218H177L176 220L180 224L181 221H182L181 215H180V217H177ZM169 217L171 218V216H169ZM173 219H174V217H173ZM201 219L202 220L204 219L205 221H203V222H206V224H207V226L205 227V230H203V231H205L207 236L206 235L204 236L205 237V240H204L205 242L203 241V243H204V244L202 243L203 247L200 249L201 246L199 247V245H198V244H200V242L199 243L197 242V238L199 237L198 233H201V232L197 231V227L196 226H198V223H199V221ZM105 221L107 223H109V225L106 223L107 224L106 225L107 228H105L106 226H104L105 225ZM51 223H52V221H51ZM37 224H38V222H37ZM14 225H17L18 230H19V227H20V230L17 231V229H16L17 233L15 235H12L15 232V231H12ZM219 226H221V225H219ZM48 227H49V224H48ZM14 228H16V227H14ZM44 229H45V227H43V230ZM203 229H204V227H203ZM13 230H15V229H13ZM109 231L112 233V236H111V234H110V236L108 235ZM186 231L189 232V230H186ZM199 231H200V229H199ZM1 232H3V231H1ZM37 233H39V232H37ZM202 234H203V232H202ZM202 234H201V236H203ZM216 234L218 236H216ZM3 239H5V237ZM38 239L39 240L41 239L40 243L38 242ZM172 239H174V237ZM202 239H204V238L202 237ZM187 240H184V245L186 244ZM36 244L39 245V248H38L39 251L37 252V254H35V246H36ZM198 251H200L201 253L200 252L198 253ZM13 257H14V260H13ZM244 259H245V261H243Z\"/></svg>","mask_w":264,"mask_h":264}]
</instances>
